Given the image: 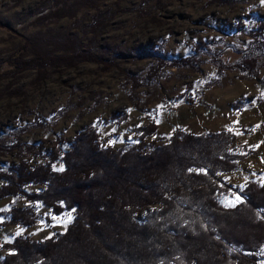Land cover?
I'll list each match as a JSON object with an SVG mask.
<instances>
[{"label":"trees","instance_id":"trees-1","mask_svg":"<svg viewBox=\"0 0 264 264\" xmlns=\"http://www.w3.org/2000/svg\"><path fill=\"white\" fill-rule=\"evenodd\" d=\"M49 10L36 25L76 13L73 8ZM108 21L105 14L94 12L87 24L94 38L102 34ZM246 35L249 41L242 51L229 58L225 52L209 57L216 71L257 77L260 60L264 61V17ZM207 45L206 41L198 43L195 53L184 59L154 58L148 66L150 73L156 76L164 67L199 65ZM12 50L0 60V81L18 77L27 69L45 80L49 70L58 72L97 59L74 36L58 32L27 35ZM126 78L133 81L132 91L142 84L138 78ZM214 81L200 89L190 86L185 95L195 93L193 97L200 100ZM232 106L238 111L247 109L241 99ZM138 107L134 104L133 108L145 112ZM116 118L125 121L127 114ZM156 121L135 128L136 141L116 149L101 147L95 125L78 133L68 150L62 147L64 139H56L45 154L25 144L27 152L47 162L34 167L21 162L0 172V199L22 195L31 203L0 212V228L33 225L40 220L37 202L50 209L46 223L51 224L52 216L72 217V221L65 231L42 242L15 236L4 243L7 251L0 264H264V183L246 181L237 189L217 180L221 174L235 172L250 151L243 146L232 153L236 137L229 129L192 134L175 127L166 143L156 145L155 140H147L158 132ZM44 124L40 119L35 123ZM5 150L14 148L0 146V153ZM58 162L63 164L60 172L53 169ZM28 185L42 190L27 194L24 186ZM230 192L242 197L235 206L222 201ZM155 205L159 208L138 220L143 210Z\"/></svg>","mask_w":264,"mask_h":264},{"label":"rangeland","instance_id":"rangeland-1","mask_svg":"<svg viewBox=\"0 0 264 264\" xmlns=\"http://www.w3.org/2000/svg\"><path fill=\"white\" fill-rule=\"evenodd\" d=\"M53 8H73L75 17L36 25L40 15ZM95 11L109 21L94 38L87 24ZM263 17L264 0H0V60L25 36L55 32L74 36L97 57L58 72L49 70L45 80L27 69L0 81V146L14 148L0 153V172L21 162L30 167L47 162L27 152L25 144L45 154L56 139H64L62 147L68 150L78 133L95 125L101 147L116 149L136 141L134 129L156 118L158 132L147 138L156 145L166 143L175 127L192 134L231 130L236 137L232 153L244 146L251 154L239 161L235 172L221 174L217 180L237 189L246 181L264 183V61L260 60L257 77L248 79L244 72L216 71L209 58L219 52L229 58L242 51L249 41L246 32L255 30ZM202 41L208 45L198 58L199 65L164 67L156 76L150 73L154 58H187ZM126 76L142 84L132 91L133 81ZM212 80L200 100L193 97L195 93L185 95L190 86L200 89ZM240 99L247 109H233L232 103ZM134 104L145 112L133 108ZM122 113L127 120L116 118ZM36 118L45 124L35 125ZM61 168L59 162L53 165L55 171ZM24 190L32 195L42 187L28 185ZM241 200L239 192L222 199L228 206ZM36 205L40 220L30 227L7 224L0 228L1 258L7 251L4 243L15 236L42 242L65 231L72 221V217L52 216L51 224L46 223L50 209ZM30 206L22 195L0 199V212ZM157 208L143 210L138 220Z\"/></svg>","mask_w":264,"mask_h":264},{"label":"snow or ice","instance_id":"snow-or-ice-1","mask_svg":"<svg viewBox=\"0 0 264 264\" xmlns=\"http://www.w3.org/2000/svg\"><path fill=\"white\" fill-rule=\"evenodd\" d=\"M60 170L62 171L63 169L61 168Z\"/></svg>","mask_w":264,"mask_h":264}]
</instances>
